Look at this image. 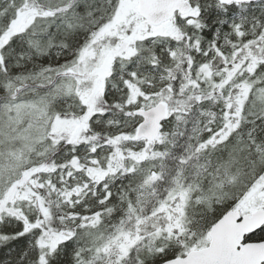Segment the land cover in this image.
<instances>
[{"label": "snow or ice", "instance_id": "6c2138e0", "mask_svg": "<svg viewBox=\"0 0 264 264\" xmlns=\"http://www.w3.org/2000/svg\"><path fill=\"white\" fill-rule=\"evenodd\" d=\"M0 264H264V0H0Z\"/></svg>", "mask_w": 264, "mask_h": 264}]
</instances>
